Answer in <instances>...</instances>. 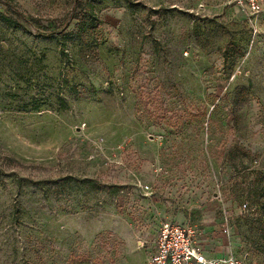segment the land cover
Instances as JSON below:
<instances>
[{
  "label": "rangeland",
  "instance_id": "1",
  "mask_svg": "<svg viewBox=\"0 0 264 264\" xmlns=\"http://www.w3.org/2000/svg\"><path fill=\"white\" fill-rule=\"evenodd\" d=\"M6 1L0 264H146L168 221L264 264V1Z\"/></svg>",
  "mask_w": 264,
  "mask_h": 264
},
{
  "label": "built area",
  "instance_id": "2",
  "mask_svg": "<svg viewBox=\"0 0 264 264\" xmlns=\"http://www.w3.org/2000/svg\"><path fill=\"white\" fill-rule=\"evenodd\" d=\"M264 0H232L235 6L254 24L262 12ZM146 264H250L248 253L237 255L228 252L221 257H208L197 239L195 229L188 224L164 222L160 225L154 240L153 252Z\"/></svg>",
  "mask_w": 264,
  "mask_h": 264
},
{
  "label": "trees",
  "instance_id": "3",
  "mask_svg": "<svg viewBox=\"0 0 264 264\" xmlns=\"http://www.w3.org/2000/svg\"><path fill=\"white\" fill-rule=\"evenodd\" d=\"M0 3L7 5L10 9H12L16 14H18V16H20L23 20L27 21L23 16H21V13L19 11H17L16 7L11 4L10 2L6 1V0H0Z\"/></svg>",
  "mask_w": 264,
  "mask_h": 264
},
{
  "label": "crops",
  "instance_id": "4",
  "mask_svg": "<svg viewBox=\"0 0 264 264\" xmlns=\"http://www.w3.org/2000/svg\"><path fill=\"white\" fill-rule=\"evenodd\" d=\"M156 236V235H155ZM155 239V238H154ZM200 244H202L201 242H200ZM143 245V243H141V246ZM140 246V245H139ZM138 246V247H139ZM202 247H203V245H201ZM153 249H154V240H153V243H152V248H151V251H150V253L148 254V255H150L152 252H153ZM203 249V248H202ZM203 252H204V254L206 255V256H208V257H221V256H224L225 254H219V255H215V254H209L207 251H205L204 249H203ZM227 254V253H226Z\"/></svg>",
  "mask_w": 264,
  "mask_h": 264
},
{
  "label": "bare ground",
  "instance_id": "5",
  "mask_svg": "<svg viewBox=\"0 0 264 264\" xmlns=\"http://www.w3.org/2000/svg\"><path fill=\"white\" fill-rule=\"evenodd\" d=\"M140 244H138V246H139Z\"/></svg>",
  "mask_w": 264,
  "mask_h": 264
}]
</instances>
